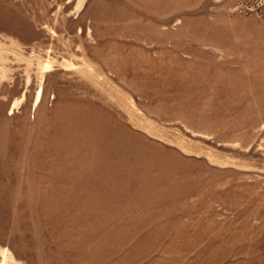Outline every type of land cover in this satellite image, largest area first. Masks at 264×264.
<instances>
[{
	"label": "rangeland",
	"instance_id": "374dc122",
	"mask_svg": "<svg viewBox=\"0 0 264 264\" xmlns=\"http://www.w3.org/2000/svg\"><path fill=\"white\" fill-rule=\"evenodd\" d=\"M0 264H264V0H0Z\"/></svg>",
	"mask_w": 264,
	"mask_h": 264
}]
</instances>
